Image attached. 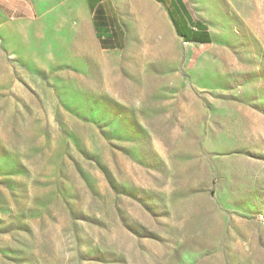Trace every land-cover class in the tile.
I'll list each match as a JSON object with an SVG mask.
<instances>
[{
  "label": "rangeland",
  "instance_id": "1",
  "mask_svg": "<svg viewBox=\"0 0 264 264\" xmlns=\"http://www.w3.org/2000/svg\"><path fill=\"white\" fill-rule=\"evenodd\" d=\"M2 1L0 264H264V0Z\"/></svg>",
  "mask_w": 264,
  "mask_h": 264
},
{
  "label": "trees",
  "instance_id": "2",
  "mask_svg": "<svg viewBox=\"0 0 264 264\" xmlns=\"http://www.w3.org/2000/svg\"><path fill=\"white\" fill-rule=\"evenodd\" d=\"M100 0H87L88 7L92 13L93 24L96 31L97 38L99 40L100 47L102 49H115L117 47L116 29L119 32V36H123L117 19L110 20L112 25L104 22L105 18L99 9L97 14L94 13V9ZM168 14L174 25L177 34L184 39L185 42H192L197 44H208L211 42L210 35L207 31V27L199 22L193 21L185 4L182 0H170ZM105 26H110L111 34ZM115 26V27H114Z\"/></svg>",
  "mask_w": 264,
  "mask_h": 264
},
{
  "label": "crops",
  "instance_id": "3",
  "mask_svg": "<svg viewBox=\"0 0 264 264\" xmlns=\"http://www.w3.org/2000/svg\"><path fill=\"white\" fill-rule=\"evenodd\" d=\"M103 1H105V0H103ZM85 4H86V11H88V15L90 16V20H88V23L86 22V24H84V26L81 27V31H80V28H78V26H72L70 28L71 40H83L84 39V35H82V32L86 31L87 32L86 34L89 35V39L90 40H92L91 38L93 37L94 40L96 39L99 42V40L97 38V35H96L95 28H94V24H93L92 13H91V11H90V9L88 7L87 0H85ZM4 5H5V3L2 0H0V9H2L4 7ZM101 5H99V8L95 7L94 13L97 14L98 10L100 9L101 12L106 15V13L102 9ZM55 20H56V15L54 14V15H52L51 23L49 25V33H48V35H49L50 40H57L58 38L61 37V34H60L61 29L55 23ZM14 32H19V34L17 33V35H14ZM14 32L12 34L15 36V38H16L15 40H20L19 38L21 37V31L19 29H17ZM90 36H92V37H90ZM117 37L118 36H116V38L114 40H117Z\"/></svg>",
  "mask_w": 264,
  "mask_h": 264
},
{
  "label": "flooded vegetation",
  "instance_id": "4",
  "mask_svg": "<svg viewBox=\"0 0 264 264\" xmlns=\"http://www.w3.org/2000/svg\"><path fill=\"white\" fill-rule=\"evenodd\" d=\"M103 0H100V2L98 3V5L96 6V7H98L99 8V5H101L102 3H104V1L102 2ZM97 9V8H96ZM102 15H103V17L105 18V19H109V18H107V15H105L104 13H102ZM105 21H108V20H105ZM115 27V26H114Z\"/></svg>",
  "mask_w": 264,
  "mask_h": 264
}]
</instances>
